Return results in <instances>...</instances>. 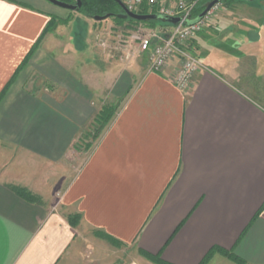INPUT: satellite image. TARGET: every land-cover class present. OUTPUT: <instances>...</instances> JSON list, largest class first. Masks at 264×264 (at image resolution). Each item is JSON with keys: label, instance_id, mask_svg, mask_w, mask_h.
Listing matches in <instances>:
<instances>
[{"label": "crops", "instance_id": "0c3cea01", "mask_svg": "<svg viewBox=\"0 0 264 264\" xmlns=\"http://www.w3.org/2000/svg\"><path fill=\"white\" fill-rule=\"evenodd\" d=\"M232 1L183 90L177 60L125 81L89 18L48 31L63 15L46 0H0V264H201L215 247L243 262L206 264H264V0ZM108 90L122 106L73 174ZM100 235L135 254L110 260Z\"/></svg>", "mask_w": 264, "mask_h": 264}, {"label": "rangeland", "instance_id": "374dc122", "mask_svg": "<svg viewBox=\"0 0 264 264\" xmlns=\"http://www.w3.org/2000/svg\"><path fill=\"white\" fill-rule=\"evenodd\" d=\"M47 1V0H46ZM227 1V0H226ZM242 1H246V0H241ZM48 5L53 9L56 10L58 13H60L61 15H63V17H57V21L60 20L58 23V25H66L69 22L71 23L74 19H78V18H84L87 17L85 16L82 12H80L79 10L77 11H71L62 7H59L55 4H52L51 2L47 1ZM75 3V0L72 2ZM235 3L231 2L230 6H228L226 4V2H221V7L220 9L214 14L212 15L205 23L202 31H200L196 37H194L193 39L188 41V46H187V50L195 55L196 57L200 55V53L203 54V52L205 51V47H204V41L203 38L206 35L209 34H214V35H221V37L225 38L228 36V32H221L219 33V29H220V21H222V19L224 18H230L233 17V13H231L227 7H233ZM236 7V6H234ZM90 20L93 21L92 25V29L90 30V43L93 42L95 47H97L98 49H100L103 53L104 56H106L109 59V63L108 65H110L111 69L114 70V73L116 74L118 72L119 69H124L125 71H127L128 76L127 79L125 81L128 82H136L137 80H139L144 73L146 72V70H148L150 68V57L143 53L140 52L139 49L137 48V46H135L136 44L133 43L132 41H129L130 46L128 49H120L117 48V42L119 40V36H122L124 33L126 34V39H130V35L131 32L134 30V28L136 27L135 24L130 23L129 21H125L123 23H118L116 22V20L113 17L110 18H106L104 20H96L95 18H90L87 17ZM80 23V22H79ZM145 27H149L144 25ZM150 29L153 30H162L165 29L160 25H156L153 27H149ZM80 28H76L75 32L79 33ZM129 36V37H128ZM103 37H105L104 42L106 44V46H103ZM199 40L202 42V47L201 50L199 49ZM213 43V42H212ZM219 47V46H218ZM210 49V48H209ZM217 49V47H214V50ZM200 50V51H199ZM222 50V49H219ZM211 51H213L211 49ZM221 52V51H219ZM99 60L102 61V58L99 57ZM181 59H177V64L179 67V63ZM180 61V62H179ZM106 65V64H105ZM136 69H139L140 72L130 76L131 71H135ZM122 72V71H121ZM120 72V73H121ZM133 73V72H132ZM135 73V72H134ZM124 77V76H123ZM120 82H124L123 80H121ZM96 102H97V109H96V114L99 110H101L103 107H109V106H116L118 108V112L122 106L123 100H124V95L122 94V91L120 92L118 91H107L105 93V95H102L101 97H96ZM95 114V115H96ZM92 123V122H91ZM90 123V124H91ZM110 125V124H109ZM108 125V126H109ZM107 126V127H108ZM89 125V128L87 129L88 133L93 134L96 129L94 127H91ZM107 127L102 131V134L104 133V131L107 129ZM100 136V137H101ZM84 139L80 140V143H78L77 146H79L77 148V151L75 153V156L72 158L71 160V164H72V170H73V174L77 172V170L80 169V167L82 166V164L85 162V160L87 159V157L89 156V154L91 153L93 147L95 146V144L98 142V140L100 138H98L97 140H94V138L92 137H83ZM90 146V147H88ZM75 147V148H76ZM75 222L77 223L74 227H76L81 218L79 215H72L69 216V222L71 224V217H75ZM72 225V224H71ZM100 237L104 238L105 240L106 237L100 235ZM110 242V260L114 259L116 256H123L126 259L130 258L131 256H133L135 254L134 250L128 248V247H122V245L113 242L112 240H108Z\"/></svg>", "mask_w": 264, "mask_h": 264}, {"label": "built area", "instance_id": "2783aa9c", "mask_svg": "<svg viewBox=\"0 0 264 264\" xmlns=\"http://www.w3.org/2000/svg\"><path fill=\"white\" fill-rule=\"evenodd\" d=\"M126 6L138 12L146 3L150 9H156L158 14L179 17L181 21L171 26L163 27L160 31L138 24L131 32L130 39L126 34L119 36L117 48L128 49L129 41L135 43L140 52L150 57V71L160 72L170 62L181 59L177 68L174 81L183 90H189L194 76L202 68V62L187 50L188 41L202 31L206 21L221 7V2L215 4L201 20H193L195 7L203 0H123ZM129 37V36H128ZM103 37V46H106Z\"/></svg>", "mask_w": 264, "mask_h": 264}, {"label": "trees", "instance_id": "16d2710c", "mask_svg": "<svg viewBox=\"0 0 264 264\" xmlns=\"http://www.w3.org/2000/svg\"><path fill=\"white\" fill-rule=\"evenodd\" d=\"M64 2L72 3L74 0H61ZM212 0H203L201 1L194 9L193 12V19L198 18L200 14L204 11V9L207 7V5ZM228 6H230L231 2H234L232 0L225 1ZM76 3V0H75ZM80 12H82L85 16L90 18H95L96 16H101L106 18L113 17L116 22L123 23L125 21H129L130 23H133L136 25L138 24H144L149 27L153 26H162L167 27L171 26V23H168L164 18H159L157 20H147V21H138L131 18H119L117 15L120 13H123V9L121 5L116 0H82V7L79 9ZM138 13L142 14H158L156 9H150V7L145 3L140 10H138ZM60 20L57 21V17H53L48 25V31L53 30L57 24H59ZM118 113V108L116 106H109V107H103L101 110L97 112V114L94 116L92 123L90 124L91 127H94L96 131L90 135L88 131L84 134V137H92L94 140H97L100 138L102 131L111 123V121L115 118V116ZM90 127V128H91ZM84 139V138H83ZM90 147V146H88ZM18 193H20L23 197L28 198L29 200H37L38 197L32 194L31 191H29L27 188L24 187H15ZM76 216L73 218L71 217V224L75 226L77 223L75 222ZM221 252L224 255L234 259L238 260L240 262H243L242 259H240L238 256L234 255V253L227 251L225 249L215 247L213 248L210 253L204 258L203 262L201 264H206L212 257L214 252ZM144 256L149 258L150 260L158 263V264H169L166 261L162 260L159 256H154L147 252H142Z\"/></svg>", "mask_w": 264, "mask_h": 264}, {"label": "water", "instance_id": "95a60500", "mask_svg": "<svg viewBox=\"0 0 264 264\" xmlns=\"http://www.w3.org/2000/svg\"><path fill=\"white\" fill-rule=\"evenodd\" d=\"M49 2H51L52 4H55L59 7L71 10V11H77L82 7V0H76V3H68V2H64L61 0H47ZM122 7L123 9V13L118 14L117 16L119 18H131L134 20H138V21H147V20H157L159 18H164L168 23L171 24H176L178 22L181 21V18L179 17H172V16H165V15H161V14H142V13H138V12H134L131 11L126 4L124 3L123 0H116ZM220 0H212L207 7L204 9V11L200 14V16L198 18H195L191 21H189V23H195L199 20H201L203 17H205V15L208 13V11L217 3H219ZM96 20H104L105 17H101V16H96L95 17Z\"/></svg>", "mask_w": 264, "mask_h": 264}]
</instances>
